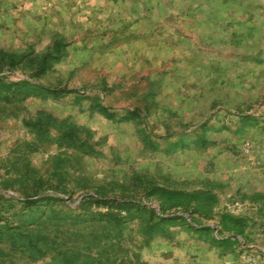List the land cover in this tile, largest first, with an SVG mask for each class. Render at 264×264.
<instances>
[{"label":"rangeland","instance_id":"rangeland-1","mask_svg":"<svg viewBox=\"0 0 264 264\" xmlns=\"http://www.w3.org/2000/svg\"><path fill=\"white\" fill-rule=\"evenodd\" d=\"M0 83V264H264V0H0Z\"/></svg>","mask_w":264,"mask_h":264},{"label":"trees","instance_id":"trees-1","mask_svg":"<svg viewBox=\"0 0 264 264\" xmlns=\"http://www.w3.org/2000/svg\"><path fill=\"white\" fill-rule=\"evenodd\" d=\"M43 66H44V59L42 60V62L40 64V69H42ZM0 86L1 87L3 86L2 88H5V86L1 83H0ZM52 92H53V90H52ZM84 199H86V198H84ZM29 200H30L29 198H26L23 201H26L27 203H32V201H29ZM29 225L31 228H29V227L27 228L25 225H23L25 228V231H26V232L25 231L23 232V235L25 234L28 236L26 248L29 250L37 251L41 255H44L45 253L41 252V248L39 247V242H40V239H42V237L40 236L39 232H36V228H38V227H35V228L32 227L34 225L33 222H30ZM31 237H33V240L31 239ZM57 256L59 257L60 255L57 253ZM60 258H61V261H63L64 263H70L71 264V259H69L67 256L63 255Z\"/></svg>","mask_w":264,"mask_h":264}]
</instances>
